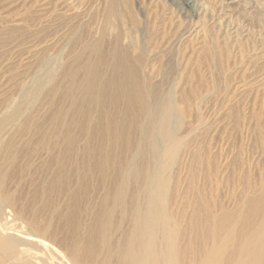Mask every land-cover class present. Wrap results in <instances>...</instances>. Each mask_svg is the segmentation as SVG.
I'll list each match as a JSON object with an SVG mask.
<instances>
[{
    "label": "bare ground",
    "instance_id": "6f19581e",
    "mask_svg": "<svg viewBox=\"0 0 264 264\" xmlns=\"http://www.w3.org/2000/svg\"><path fill=\"white\" fill-rule=\"evenodd\" d=\"M86 2L85 12H56L58 2L49 19L37 18L63 44L0 100V264H264V174L244 150L222 169L205 136L211 116L223 119L226 100L209 106L213 93H205L217 86L222 43L203 39L186 68L182 34L172 35L158 12L143 25L130 0ZM203 60L215 68L209 84ZM179 68L185 87L175 83ZM252 114L230 117L246 125ZM188 120L201 131L185 128ZM256 122L255 137L248 134L262 151ZM224 186L231 208L215 200Z\"/></svg>",
    "mask_w": 264,
    "mask_h": 264
},
{
    "label": "rangeland",
    "instance_id": "374dc122",
    "mask_svg": "<svg viewBox=\"0 0 264 264\" xmlns=\"http://www.w3.org/2000/svg\"><path fill=\"white\" fill-rule=\"evenodd\" d=\"M254 1H256V2H254ZM58 2H60L61 5ZM130 2L133 6L134 11L137 13L139 21L143 25L145 23H147L146 20H147V15H148L149 11L150 12L151 11L152 12H158V14L160 15V18L164 21H167L168 31H170L172 33V35L174 34V36H175L178 34H180V35L182 34L180 37V39L182 38L181 41H180L179 37L177 38L178 42H179V43H177V46H178V44H179V46L178 47L176 46V47H177V49H182L184 51L183 54L184 53L186 54V55H184V57L185 56L187 57V59H186V57L184 58V59H186V61L182 60L180 62V64H182V62H184L183 64H185V62H186V68L188 66H190L191 63H193L191 61H193V59L196 57L195 55H197L198 53H199V56L202 55L200 53L201 52L200 49H202L201 44H203L204 42H207L208 39L214 40L215 42L217 41L219 43H222V44L218 43L220 45L219 47H221V45H222L221 49L223 48L222 50L224 52L223 51L222 52H223L224 56L225 57L227 55L228 56L226 59L224 57L223 61L224 60L225 61L221 63V66H222V67L220 66V68H221L220 72L221 73L219 75V78H217V80H216L217 86H215L214 90H213V88L211 89L209 87V92L208 91H206V92L204 91V92L206 93V96L207 95L209 96V93L211 94V91L213 93L210 95L211 97L209 96L207 98L210 101L207 103V105H209V106L212 105L213 101H216L217 100L216 98H218L220 103H222V101L226 100L225 101L226 106L224 105L219 110L220 114L223 113L222 115H219L220 117H223L221 122L217 123L215 117L211 116V121H212L211 127L212 128L210 127L211 131H209V133L206 134L205 136H206V138H211L210 145L212 148L211 149L212 156H214V155L219 156L218 165L220 167H222V169L226 166H230V165L233 166L231 160H232L234 154H236V153L238 154L240 151L244 150V152H242V155L246 159L249 158L248 162H250V160H251L250 165L252 164L251 166L253 167V171L257 175L259 173L264 174L263 164H262V168H261V163L264 161V158L262 160V155H264V153L262 151H264V150L262 149V151H260V147L259 146L257 147V144H255L256 142H254V139L253 140L250 139L251 138L250 136H252V135H253V137H255V133H253L254 130L252 129L253 128L252 126L253 125L255 126L254 121H257L256 122L257 124L259 122H261V126L264 130V126H263L264 121H262V120H264L263 119L264 112H262L264 110V106L262 105V104H264V96H263L264 95V72H263L264 71V13H263L264 12V9H263L264 8V0H262V1L261 0H250V1L249 0H188L189 3L187 2V0H185V1L184 0H130ZM56 3L59 4V7L62 6V8L58 7L59 11H56V12H64L63 7L65 9H67L68 7L70 9L73 8L72 10H70L68 12H64L66 15H70L71 13L73 14V13L83 12L86 9L85 6L88 4L86 2V0H59V1L58 0H0V25H1L0 26L1 27L0 28V38H2V39H0V100H3L8 95L14 96L15 93H17L18 89H20V87L22 86L23 83L25 84V83L30 81L29 80V78L31 76L30 72H34L36 70V68L38 67V65H36V64H38L36 58H38V57L39 58L40 57L46 58V57H51V55L54 56L56 54L55 50L58 49L57 47H59L63 44V43L61 44V42H59L57 39L52 38L53 37V28L51 26L48 27V25H44L43 22L38 20L42 16L44 18L49 19V17H51L54 14V12H52L54 10V6H52V5H58ZM62 3L65 5H62ZM261 3H262V5H261ZM66 5H67V7H66ZM68 5H70V6H68ZM82 5H83V7H82ZM253 6L255 9H253ZM214 7H215V9H214ZM212 11L214 12L213 15H211ZM249 13H250V16H249ZM229 15H230V17H229ZM236 16H237V18H236ZM35 19H37V20H35ZM240 20H241V22H240ZM37 21H38V23H37ZM245 21H246V23H244ZM226 25H227V27H226ZM240 25H241V27H240ZM209 26H211V27L209 28ZM212 26H213V28H212ZM17 27H19V28H17ZM16 28L20 29L21 31L20 30L17 31ZM21 28L25 29V31H26V32H24L25 35L23 33L24 29L22 30ZM2 29L3 30L5 29L4 30L5 32ZM44 29L45 30L47 29L46 30L47 32ZM211 29H213V31ZM14 30H16L17 32H15ZM32 30L33 31L36 30V31H34L35 33ZM218 30H219V32H218ZM226 30L228 33H226V32L224 33V31H226ZM258 30H259V32H258ZM10 31H12V32H10ZM7 32H8V35L6 34ZM207 33H210L209 36ZM4 34H6V35H4ZM17 34L18 35L21 34V35L18 36ZM27 34H28V37H27ZM32 35H34L35 38L34 37L32 38ZM137 35L135 36L136 39L138 37ZM203 35L206 37H204ZM4 36H6V38ZM7 36H8V38H7ZM44 36L46 39L44 38ZM214 36L216 38L217 37L218 38L215 39ZM228 37H229V39H228ZM31 38L33 39L32 41H31ZM135 38L133 36L132 39L134 41H136ZM203 39L205 40L204 42H203ZM7 40H10V41H7ZM11 40H12V42H11ZM139 40L140 39L138 38L136 42H139ZM220 40H222L223 42H221ZM261 44L263 47L261 46ZM239 46H241V47H239ZM37 49H38V51H37ZM43 52H44V55H43ZM225 54H227V55H225ZM32 55H34L35 57ZM180 55H182V52ZM233 56H235V57H233ZM32 57H33V59H32ZM228 57H230V58H228ZM231 58L234 60H232ZM239 58L241 59L242 63L240 62ZM29 60H31V61H29ZM238 61H239V63H238ZM30 63H32L33 66ZM202 63H203V65H205V67H203ZM202 63L199 66V68H201L200 69L201 72H199V71L198 72L200 75L203 74L202 76L204 78L206 77L205 79L209 84L210 80H212V75H210V74H211V72L212 73L214 72L213 69H215V68L211 65L207 66L206 65L207 62L205 60H203ZM224 65H225V68H224ZM35 66H37V67L35 68ZM226 66H228L227 69H226ZM22 67H23V69H22ZM30 67H32V68H30ZM180 67H181V65H180ZM191 67H192V65H191ZM207 67L210 68V70ZM21 71H22V73H21ZM181 71H182V68H179V70L177 71V74L175 75V79H176L175 83H177L180 80L179 83L176 84L177 87L181 86L183 83V80H182L183 78H180ZM206 71H207V73H206ZM258 72L260 74H258ZM261 72L263 74H261ZM222 74L223 75L225 74V75L223 76ZM227 74H229V75H227ZM258 75H260V76H258ZM18 76L20 77V79ZM208 76H209V78H208ZM252 78L253 79L257 78V79L253 80ZM218 80H219V83H218ZM221 81H223V82L221 83ZM18 84H20V85L17 86ZM11 85H13V86L11 87ZM182 86L185 87L186 83H184V85H182ZM222 86H223V88H221ZM10 88H12V89H10ZM261 90H263V93H261L262 92ZM236 91L238 92V94ZM239 91H241V92L244 91V92L241 93ZM245 92H246V94H245ZM215 93H219V94H216L218 97L216 95L214 97ZM248 93H249V95H248ZM228 96H229V99H231L230 102L229 101L227 102ZM260 99H261V101H260ZM235 100H237L238 103ZM243 101L245 104H243ZM239 102H241V103H239ZM250 103H252V104H250ZM234 104H236V106H238V107H235ZM256 105L260 108L259 110H257L258 107ZM227 107L228 108L230 107L229 108L230 111H229V109H227ZM223 109L228 110V111H224ZM235 110H236V114L238 112L240 116H245V117H249L250 114L253 113L252 115L254 116V118L251 115L252 118H251V120H249V123L247 121L246 125H245V122H240L239 125H235L236 123L234 121V118L230 117V116H232V114H234ZM248 110H250V112ZM209 111L212 113L211 115H213L211 108L209 109ZM243 111H245V112L243 113ZM224 112H228V113H225V115H224ZM254 113L255 114L257 113V115H255ZM226 114H228V115H226ZM226 119H228V120H226ZM242 119H244V118H241V121H242ZM248 119H250V118H248ZM253 119H255V120L253 121V124H252ZM187 122L188 123L186 124L185 128L187 126L190 128V125L193 128V126L195 124L194 128L197 126L195 128V130H197V132L201 131V126H200V130L198 129L199 128V126L197 125L198 123L193 122V121H191L193 123H190L189 120ZM226 122H227V124H226ZM232 122H233V124H232ZM216 123H217V125H216ZM242 123H244V124H242ZM250 123L252 126H250ZM232 125L233 126H239V128H237V127L234 128V127H232ZM220 126L225 127V129L223 127V129L225 130L224 134H222L223 129H221L222 130L221 133L218 130V129H220ZM228 126H229V128H228ZM188 127H187V129H189ZM226 127H227V129H226ZM247 127H248V129H247ZM185 128H183V129H185ZM187 129L183 130L181 132V134H186L188 131ZM230 129H232V131H230ZM234 129H236V132ZM237 130H238V132H237ZM184 131H186V133H183ZM216 131H219V136H217L218 134ZM228 131L231 132V133L229 132L230 134H228V136L230 135V137L227 136ZM248 133L250 134V136ZM207 135H209V137H207ZM223 135H225L226 137ZM222 136L224 137V141L221 142L220 138ZM255 145H256V147H255ZM239 148H242V150ZM253 149H256L258 152L256 151L254 153ZM238 150H239V152H238ZM245 152H247V153H245ZM235 156H234V158H235ZM259 157H261V158H259ZM234 158H233V162H234ZM260 159L262 160V162H260ZM255 168H257V170ZM258 170H259V172H256ZM223 172H224V175L226 173V171L223 170L221 176H224ZM24 184H26V188H28V187L31 188L29 186V184L28 185H27V183H24ZM24 187L25 186H22L23 191L26 189ZM215 200L219 204L227 205V206H229L228 208H231L232 202H230L231 200L229 199V188L227 186H224V188L217 191V193L215 195Z\"/></svg>",
    "mask_w": 264,
    "mask_h": 264
}]
</instances>
